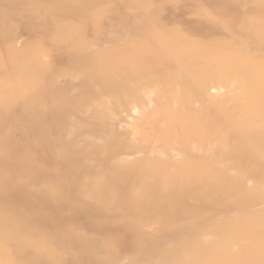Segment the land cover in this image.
<instances>
[{"label": "rangeland", "instance_id": "374dc122", "mask_svg": "<svg viewBox=\"0 0 264 264\" xmlns=\"http://www.w3.org/2000/svg\"><path fill=\"white\" fill-rule=\"evenodd\" d=\"M263 84L264 0H0V264H264Z\"/></svg>", "mask_w": 264, "mask_h": 264}, {"label": "bare ground", "instance_id": "6f19581e", "mask_svg": "<svg viewBox=\"0 0 264 264\" xmlns=\"http://www.w3.org/2000/svg\"><path fill=\"white\" fill-rule=\"evenodd\" d=\"M113 34V33H112ZM262 88H261V90H259V99L258 100H255V99H253V101L254 102H258L259 103V100H260V98H263L264 99V84L261 86ZM151 96V95H150ZM155 105V104H154ZM118 120V119H117ZM116 123H117V121H116ZM115 123V124H116ZM118 123H119V120H118ZM141 123V122H140ZM142 123H143V121H142ZM144 123H146V122H144ZM123 124V123H122ZM20 127H21V130H22V132L24 133L25 132V134L27 133V134H36V133H38V127L39 126H37V123L36 124H34V125H23V126H21L20 125ZM33 127V128H32ZM120 127V126H119ZM131 128V127H130ZM178 129V128H177ZM1 130V129H0ZM35 132V133H34ZM73 132H74V130H73ZM150 132V131H149ZM28 137V136H27ZM30 137H31V135H30ZM11 139V138H10ZM12 140V139H11ZM177 141V140H176ZM2 143V142H1ZM260 253V254H259ZM259 253H258V255H261L262 253V261H264V252H262V249L259 251ZM231 264V263H230Z\"/></svg>", "mask_w": 264, "mask_h": 264}]
</instances>
